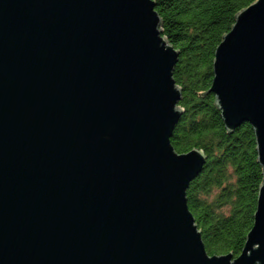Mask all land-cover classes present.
I'll return each mask as SVG.
<instances>
[{"label": "water", "instance_id": "1", "mask_svg": "<svg viewBox=\"0 0 264 264\" xmlns=\"http://www.w3.org/2000/svg\"><path fill=\"white\" fill-rule=\"evenodd\" d=\"M160 26L153 0H0V264H264V0L235 15L208 89L262 168L237 257L210 255L188 209L206 156L170 142L179 51Z\"/></svg>", "mask_w": 264, "mask_h": 264}, {"label": "trees", "instance_id": "2", "mask_svg": "<svg viewBox=\"0 0 264 264\" xmlns=\"http://www.w3.org/2000/svg\"><path fill=\"white\" fill-rule=\"evenodd\" d=\"M162 35L179 51L173 78L181 89V115L170 142L178 153L203 151L202 171L186 189L206 251L237 257L252 226L262 168L252 127L229 133L208 91L216 46L235 15L254 0H153Z\"/></svg>", "mask_w": 264, "mask_h": 264}, {"label": "snow or ice", "instance_id": "3", "mask_svg": "<svg viewBox=\"0 0 264 264\" xmlns=\"http://www.w3.org/2000/svg\"><path fill=\"white\" fill-rule=\"evenodd\" d=\"M257 222H258V215L256 216L255 229L257 228ZM255 237H258L262 242H264V235H262L259 230L256 231ZM206 261L211 262V260H206Z\"/></svg>", "mask_w": 264, "mask_h": 264}, {"label": "bare ground", "instance_id": "4", "mask_svg": "<svg viewBox=\"0 0 264 264\" xmlns=\"http://www.w3.org/2000/svg\"><path fill=\"white\" fill-rule=\"evenodd\" d=\"M162 31V30H161Z\"/></svg>", "mask_w": 264, "mask_h": 264}]
</instances>
